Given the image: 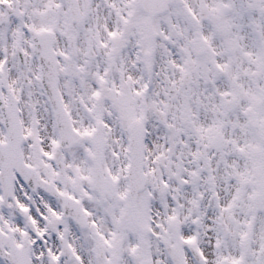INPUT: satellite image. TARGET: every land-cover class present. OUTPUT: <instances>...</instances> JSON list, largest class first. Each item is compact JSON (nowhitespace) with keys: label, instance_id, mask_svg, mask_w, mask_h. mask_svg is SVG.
<instances>
[{"label":"snow or ice","instance_id":"snow-or-ice-1","mask_svg":"<svg viewBox=\"0 0 264 264\" xmlns=\"http://www.w3.org/2000/svg\"><path fill=\"white\" fill-rule=\"evenodd\" d=\"M0 264H264V0H0Z\"/></svg>","mask_w":264,"mask_h":264}]
</instances>
